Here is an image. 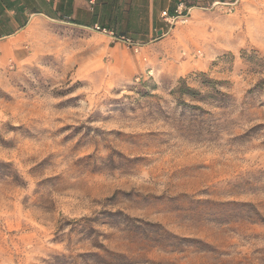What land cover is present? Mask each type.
<instances>
[{"label": "rangeland", "instance_id": "obj_1", "mask_svg": "<svg viewBox=\"0 0 264 264\" xmlns=\"http://www.w3.org/2000/svg\"><path fill=\"white\" fill-rule=\"evenodd\" d=\"M124 36L38 18L0 50V264H264V0ZM200 73L229 99L173 94Z\"/></svg>", "mask_w": 264, "mask_h": 264}, {"label": "crops", "instance_id": "obj_2", "mask_svg": "<svg viewBox=\"0 0 264 264\" xmlns=\"http://www.w3.org/2000/svg\"><path fill=\"white\" fill-rule=\"evenodd\" d=\"M216 1L219 0H0V50L7 51L12 40L38 18L74 19L76 24L92 29L97 26L107 33L124 36L133 30L135 35L151 37L164 31L162 12L172 15L177 8H183L191 13ZM142 24L145 27H140Z\"/></svg>", "mask_w": 264, "mask_h": 264}, {"label": "trees", "instance_id": "obj_3", "mask_svg": "<svg viewBox=\"0 0 264 264\" xmlns=\"http://www.w3.org/2000/svg\"><path fill=\"white\" fill-rule=\"evenodd\" d=\"M198 75L200 77V81H199L200 85L204 88L210 89V91L207 92L206 95H202L199 91L194 90L193 88L187 86L185 80L183 79L179 81V86H177V88L173 91V94L174 95L188 94L191 97H198L199 99H201L204 96H207L208 98H211L219 103H224L226 102V100L229 99L228 94H225L216 88V85L219 84L217 80L208 78L205 73H200Z\"/></svg>", "mask_w": 264, "mask_h": 264}, {"label": "built area", "instance_id": "obj_4", "mask_svg": "<svg viewBox=\"0 0 264 264\" xmlns=\"http://www.w3.org/2000/svg\"><path fill=\"white\" fill-rule=\"evenodd\" d=\"M190 14V11L188 9H179L177 8V10L175 11L174 14L170 15L168 14L166 11L161 13V16L163 18V22L165 24L166 27V31L161 30L162 35H164L165 33H168L172 30V28L177 24V23H185L188 20V16ZM93 29L95 30H100L104 33H107L105 30H101L99 27L95 26ZM110 35V38L113 41H117V42H122L124 44H126L127 46L131 47L133 50H137L138 48H140V45L133 42L130 38H127L125 36H116L113 33H108Z\"/></svg>", "mask_w": 264, "mask_h": 264}, {"label": "water", "instance_id": "obj_5", "mask_svg": "<svg viewBox=\"0 0 264 264\" xmlns=\"http://www.w3.org/2000/svg\"><path fill=\"white\" fill-rule=\"evenodd\" d=\"M161 33V31L160 32H158V34H160Z\"/></svg>", "mask_w": 264, "mask_h": 264}]
</instances>
